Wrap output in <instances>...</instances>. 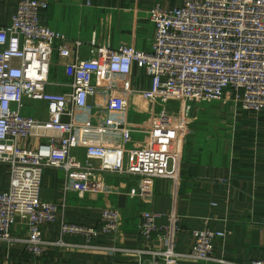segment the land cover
I'll use <instances>...</instances> for the list:
<instances>
[{
	"label": "crops",
	"instance_id": "1",
	"mask_svg": "<svg viewBox=\"0 0 264 264\" xmlns=\"http://www.w3.org/2000/svg\"><path fill=\"white\" fill-rule=\"evenodd\" d=\"M19 0H0V25L9 22ZM47 5L39 12L40 23L65 35L70 55L51 54L50 92H69L70 80L64 65L76 59H88L90 51L100 61L95 84L121 94L126 111L108 109L103 89L89 96V108L74 110L75 125L90 122L91 128H74L69 156L83 162L89 144L124 148L128 152L149 144V138L133 133L124 143L118 127L136 130L141 125L167 124L165 149L179 158V174L175 182L108 175L97 171L46 167L40 185V200L55 204L57 221L41 227L44 241L61 239L67 245H49L41 256L29 254L23 245L9 247L0 243V264H144L148 255L135 251L161 249L160 233L146 241L139 235L140 215H160L158 226L167 225V217L175 213L180 230L173 237V250L189 251L191 233L208 228L225 233L214 240L213 256L217 262H195L180 259L178 264H247L264 258V111L244 112L232 102L191 108L183 117L184 104L171 102L162 107L150 101L143 92L150 87L145 71L132 66L128 75L113 74L107 68L109 51L125 45L139 51H150L154 28L149 11L154 6L176 7L181 0H38ZM93 41V42H92ZM102 91V92H100ZM226 91V96H228ZM232 106V107H231ZM232 109V110H231ZM21 113L38 120L47 118L45 103L24 99ZM166 117H163V115ZM67 121L68 118H63ZM35 138L19 139L24 149L39 146ZM7 171L0 164V190L6 189ZM112 207L120 215L115 235L99 236L85 249L81 236H60L59 223L85 227L99 225L100 211ZM12 234L25 237V227L14 225Z\"/></svg>",
	"mask_w": 264,
	"mask_h": 264
},
{
	"label": "built area",
	"instance_id": "2",
	"mask_svg": "<svg viewBox=\"0 0 264 264\" xmlns=\"http://www.w3.org/2000/svg\"><path fill=\"white\" fill-rule=\"evenodd\" d=\"M46 7L38 0H19L9 22L0 25V164L7 169L6 189L0 190V243L23 245L33 256H41L53 244L79 246L61 239L48 243L41 236L42 226L57 221L58 210L55 204L40 200L44 168L96 171L93 163L98 162L97 171L104 174L175 182L180 164L176 154L164 148L169 132L165 123L147 122L136 130L116 128L124 143L133 133L149 138L147 146L128 152L127 158L124 148L97 144L87 145L83 162L69 156L74 128L92 127L90 122L75 125L74 110L89 108V96L100 89L108 109L115 113L126 111V100L95 84L101 65L93 50L88 59L64 65L69 92L47 90L55 44L59 57L67 59L70 52L64 34L40 23L39 12ZM149 21L154 28L150 51L125 45L109 51L110 73L128 75L132 66L145 71L150 87L143 95L162 107L183 103L184 118L196 104L227 101L244 112L264 111V0H181L176 7H152ZM24 99L45 103L47 118L22 115ZM26 138L38 139L39 146L19 147L18 140ZM159 218L147 211L140 215L139 235L150 241L160 233L162 242L161 249L135 251L139 257L148 255L147 264H178L180 259L219 261L213 256L214 240L223 239L225 233L195 230L189 251L178 253L173 250V237L180 230L179 218L170 213L163 227L157 224ZM119 221L118 210L106 207L100 211L98 226L60 222L59 235L81 236L87 242L82 248L96 249L89 242L115 235ZM18 223L25 227L21 239L12 234ZM138 264L144 263L140 260ZM247 264H264V258Z\"/></svg>",
	"mask_w": 264,
	"mask_h": 264
},
{
	"label": "rangeland",
	"instance_id": "3",
	"mask_svg": "<svg viewBox=\"0 0 264 264\" xmlns=\"http://www.w3.org/2000/svg\"><path fill=\"white\" fill-rule=\"evenodd\" d=\"M216 103H212V104H209V105H215ZM207 105V106H209ZM202 106H206V104H196L195 107H202ZM232 107V106H231ZM232 110V109H231ZM139 136H142L141 134H139Z\"/></svg>",
	"mask_w": 264,
	"mask_h": 264
},
{
	"label": "trees",
	"instance_id": "4",
	"mask_svg": "<svg viewBox=\"0 0 264 264\" xmlns=\"http://www.w3.org/2000/svg\"><path fill=\"white\" fill-rule=\"evenodd\" d=\"M5 170L7 171L6 167H5Z\"/></svg>",
	"mask_w": 264,
	"mask_h": 264
}]
</instances>
